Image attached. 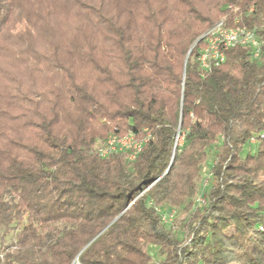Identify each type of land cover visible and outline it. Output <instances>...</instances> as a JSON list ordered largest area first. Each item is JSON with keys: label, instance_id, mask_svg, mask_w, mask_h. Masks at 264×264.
Segmentation results:
<instances>
[{"label": "trees", "instance_id": "obj_1", "mask_svg": "<svg viewBox=\"0 0 264 264\" xmlns=\"http://www.w3.org/2000/svg\"><path fill=\"white\" fill-rule=\"evenodd\" d=\"M214 5L0 0L19 77L0 92L19 122L0 128V264H264V0ZM221 19L255 30L260 57L203 71L198 38ZM107 132L149 140L100 158ZM173 208L176 229L157 212Z\"/></svg>", "mask_w": 264, "mask_h": 264}, {"label": "built area", "instance_id": "obj_2", "mask_svg": "<svg viewBox=\"0 0 264 264\" xmlns=\"http://www.w3.org/2000/svg\"><path fill=\"white\" fill-rule=\"evenodd\" d=\"M198 40L203 41L204 44L197 57L199 67L203 71L220 67L225 62L226 52L233 48H248L252 59L255 60L260 57L261 53V44L255 30L238 25V20H235L232 26H227L224 19H221L205 30ZM148 140L149 136L137 138L131 132L122 136L112 132L96 146L95 152L100 158H107L115 153H126L127 160L132 162ZM207 181L206 177L203 180L202 189L206 187ZM195 204L197 206L205 204L202 194L196 197ZM157 212L164 224H169L175 215V211L172 209L165 212L157 210ZM2 256L3 252L0 248V259ZM77 264L79 263L77 262Z\"/></svg>", "mask_w": 264, "mask_h": 264}, {"label": "rangeland", "instance_id": "obj_3", "mask_svg": "<svg viewBox=\"0 0 264 264\" xmlns=\"http://www.w3.org/2000/svg\"><path fill=\"white\" fill-rule=\"evenodd\" d=\"M216 2L219 3V0H196V3L199 6L200 11L202 13H206L209 15L212 14V16H215V14H217V11H216L217 9H215V7L217 5H214ZM66 26H67V29L69 30L68 25H66ZM7 36H9V35H7ZM189 50L187 53H189ZM9 70H10V72L7 74V71H9ZM18 70H19V68H18ZM15 78H19V77H18V75H15V73H14L11 60L8 63L2 62V64H0V92H2V89H5V85H6V89L10 90L12 87L10 80H13ZM42 80L46 83V81L41 76L39 78L40 85L43 84ZM18 82L20 83V80H18ZM26 83H27V78H25V80H24V79H22V76H21V87L25 88V90L29 87V85L24 86ZM8 99L9 98L6 97V95L1 96L0 102H5ZM13 102H15V101H13ZM36 110H40V108L35 105V106H33V112H35ZM17 111H18L17 109H11L10 111H8L6 113H1L4 115H2V117H0V128L3 126L6 128L17 127L19 122H16V119H14V118H16V116L18 114ZM1 114H0V116H1ZM10 132H11V130H10ZM110 133L111 132L105 133L103 137L106 138ZM97 142L99 144L100 141L98 140ZM181 143H182V137H178L177 138V145H181ZM212 162H213L212 158H209L206 165L204 166L203 170H204L205 176H207V174L209 172V167L211 166ZM197 207L198 206L196 204H194V208H197ZM172 210L175 211V215H174L173 220L169 224H170V226H172L173 229H176L179 227V225L181 223V220L183 218V214H181V212H179V210L177 208H173ZM223 227H224L223 234L228 236V234L232 231V228H230L226 225H223ZM188 240H189L188 235L186 237H183V241L185 244L186 243L189 244ZM8 243H9V241H6L5 244H8Z\"/></svg>", "mask_w": 264, "mask_h": 264}, {"label": "bare ground", "instance_id": "obj_4", "mask_svg": "<svg viewBox=\"0 0 264 264\" xmlns=\"http://www.w3.org/2000/svg\"><path fill=\"white\" fill-rule=\"evenodd\" d=\"M73 264H77V262L75 261Z\"/></svg>", "mask_w": 264, "mask_h": 264}]
</instances>
